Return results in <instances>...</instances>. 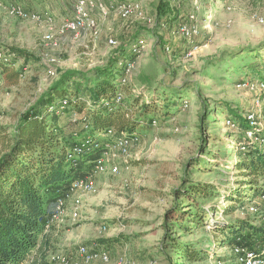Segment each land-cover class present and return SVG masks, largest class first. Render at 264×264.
<instances>
[{
  "label": "rangeland",
  "instance_id": "rangeland-1",
  "mask_svg": "<svg viewBox=\"0 0 264 264\" xmlns=\"http://www.w3.org/2000/svg\"><path fill=\"white\" fill-rule=\"evenodd\" d=\"M89 1L96 3L97 0ZM99 1L110 9V15L103 19L96 7L90 6V21L96 26L75 37L61 33L62 25L74 17L76 3L73 0H0V59L14 57L10 53L22 49L37 60L23 65L25 60L20 61L16 55L12 62L21 72L19 82L9 85L0 80V125L15 127L20 116L36 103L62 71H91L103 67L119 49L129 52L137 40L143 39L145 45L128 77L129 93H124L128 103L135 104L132 91L142 87L147 93L139 100L140 104L152 95L161 97L154 90L162 87L187 86L189 92L198 90L199 93L191 94L186 107L179 102L169 109L164 106L162 97L157 103L160 107L156 111L160 115L157 126L141 131L137 140L128 141L123 148L126 154L112 151L108 166L117 165L120 172L114 174L108 169L105 174L91 175V192L71 193L65 207L66 216L48 232L50 245L46 256L51 264H60L59 259H67L68 264H85L77 251L87 247L92 253H108L110 264H118L121 259L124 264H171L170 259L177 263L173 250L164 245L168 227L165 216L172 207L173 192L184 178L209 180L211 174L196 173L198 167L194 166L199 159H210L202 155L203 151L207 149L219 155L226 146L228 154L217 160L223 165L232 157L224 163L225 169H230L229 178L224 182L230 181L229 187H233L240 181V173L231 166L236 158L230 145L241 136L235 128H227L229 114L224 112V105H231L239 115L245 112L256 115L257 127L264 130L263 93L236 87L242 80L253 79L252 74H246L250 68L242 66L244 63H258L259 69H264V51L256 58L247 52L226 58L220 67L209 64L226 53L253 49L264 43V26L258 23L259 18H264V0H170L179 18L168 21L158 20L157 0H125L140 3L145 18L153 20L151 24L135 15L128 20L121 19L115 5L121 0ZM192 14L196 15L200 30L193 44L174 35ZM47 35L54 37L57 47L45 40ZM110 40L116 41L117 46L110 45ZM166 47L171 51L167 52ZM241 67L242 71L236 70ZM262 75L264 79V70ZM258 100L259 106L256 105ZM204 106H208L214 116L204 127L206 145L201 141L200 131ZM132 109L138 111L140 107ZM74 118L73 114L66 113L61 119L69 131L78 129ZM253 202L264 208V201L255 199ZM208 204L220 210L210 213L205 222L206 231L201 229L188 235L175 233V238L203 246L201 241L215 239L214 222L226 219L248 218L264 227L257 216L238 210V203L226 201L224 197H215ZM228 207L230 215L222 216L221 212ZM76 210L78 217L74 221ZM200 264H235V261L228 245L217 244L212 246L208 259Z\"/></svg>",
  "mask_w": 264,
  "mask_h": 264
},
{
  "label": "trees",
  "instance_id": "trees-1",
  "mask_svg": "<svg viewBox=\"0 0 264 264\" xmlns=\"http://www.w3.org/2000/svg\"><path fill=\"white\" fill-rule=\"evenodd\" d=\"M128 2L133 1L121 0L115 5ZM156 11L159 21L179 18L170 0H157ZM141 41L143 39L137 40L129 52L125 48L119 49L103 67L91 71H62L36 103L20 116L15 127L0 125V264H51L46 256L50 245V230L46 231V224L57 200L67 194L74 181L92 175L96 161L104 155L107 147L115 146L124 136L140 138L141 131L156 127L160 116L156 113L160 108L157 103L162 97L164 106L169 109L179 102L186 107L191 94L199 93L198 90L189 92L187 86L162 87L154 90L161 97L152 95L140 104L139 100L147 93L142 87L132 91V96L129 94L135 104L128 103L125 99V94L129 93L128 77L142 52ZM262 50L264 43L253 49L226 53L209 64L220 67L226 58H236L245 52L256 58ZM16 55L20 61L25 60L23 65L37 61L22 49L10 53L14 57L0 59V80L9 85H16L21 78L20 70L12 62ZM249 64L246 62L242 66L250 68L246 74H252L253 79L238 84H264L261 79L264 69H259L258 63ZM130 67L133 69L128 74ZM236 70L242 71L243 68ZM134 106L140 109L134 111ZM224 106V112L229 114L227 121L231 124L227 128H235L241 136L230 145L236 158L231 166L240 173V181L233 187H229L230 181L224 182L230 172L225 169V164L232 157L223 165L217 160L228 154L226 146L219 155L211 150L203 151L202 155L210 159H199L194 166L198 167L196 173L211 174L209 180L184 178L181 186L173 192L172 207L165 216L168 227L164 245L178 258L177 263L170 259L171 264H200L208 259L212 246L217 244L228 245L232 253L237 247L255 249L264 245V227L248 218L214 222L212 233L215 239L201 241L203 246L175 238V233L188 235L201 229L206 231L205 222L210 213L216 214L220 210L208 204L215 197L238 203L241 211L264 195V130L248 121L249 112L239 115L231 105ZM66 113L73 114L78 129L69 131L62 123ZM200 119L201 141L206 145L204 127L207 121L214 119L208 106H204ZM221 214L228 217L230 207ZM218 234L221 237L218 238ZM233 259H236L234 255Z\"/></svg>",
  "mask_w": 264,
  "mask_h": 264
},
{
  "label": "built area",
  "instance_id": "built-area-1",
  "mask_svg": "<svg viewBox=\"0 0 264 264\" xmlns=\"http://www.w3.org/2000/svg\"><path fill=\"white\" fill-rule=\"evenodd\" d=\"M75 1L74 7V17L66 21L61 27V33L70 34L77 37L81 32L87 31L89 29H93L96 26L94 21H90V6H95L97 11L101 14L103 19H106L110 15V9L104 5L101 1L97 0L96 3H91L89 0H73ZM2 4L0 3V7ZM113 9V5L110 6ZM18 14L25 16L21 11H17ZM117 11L119 16L123 20H128L132 16H136L138 19L145 20L148 23H152V19L145 18V15L142 10V6L137 2H128L124 3L117 7ZM33 19H40V16H33ZM51 21V19H48ZM197 18L196 15H189L187 22L182 23L174 32V35L178 38L186 39L188 42L193 44L195 38L200 35V30L196 25ZM258 23L261 26H264V18H259ZM45 40L50 43L52 47H57V43L54 41V37L52 35H47ZM109 44L112 46H117L116 41L110 40ZM141 45H145L144 41L140 42ZM167 52H170V47L165 48ZM132 67L127 71L128 74L131 73ZM246 88L250 91H259L264 94V84L262 83H243L238 84L237 89ZM264 101V97H263ZM259 100L257 101V106H259ZM247 119L252 125H257V117L256 115L249 113L247 115ZM227 125H231L229 121L226 122ZM110 135H113L112 132H109ZM137 140L138 138L128 139L125 136L120 140L118 144L112 147V149H107L102 157H100L93 168L92 175L105 174L108 169L111 170L112 173L118 174L120 172L119 167L116 165L111 166L109 168L108 163L112 156V151H116L118 154H126L125 145L129 143L130 140ZM91 177L80 178L72 183L68 192L63 197L59 198L54 205L53 214L50 220L46 224V231L50 230L53 225H55L58 221H61L66 216V204L67 200L70 197L71 193L76 191H85L91 192L93 190L92 183L90 182ZM260 200L264 201V195L260 198ZM247 211L250 215L257 216L261 222L264 223V208L259 207L255 202L248 203L242 211ZM78 217L77 210L73 213L72 219ZM78 257L85 264H92L95 262H100L101 264H110V255L108 253H92L87 247H80L77 251ZM233 255L235 256V264H264V245L258 246L255 249L248 248H240L237 247L233 250ZM55 261V259H54ZM57 262V261H56ZM58 263V262H57ZM60 264H68L67 259H59ZM125 261L121 259L118 264H124Z\"/></svg>",
  "mask_w": 264,
  "mask_h": 264
},
{
  "label": "crops",
  "instance_id": "crops-1",
  "mask_svg": "<svg viewBox=\"0 0 264 264\" xmlns=\"http://www.w3.org/2000/svg\"><path fill=\"white\" fill-rule=\"evenodd\" d=\"M53 233H54V231H53ZM50 234H52V233H50Z\"/></svg>",
  "mask_w": 264,
  "mask_h": 264
}]
</instances>
